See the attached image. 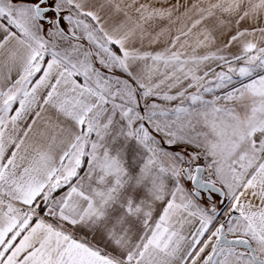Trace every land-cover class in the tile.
Wrapping results in <instances>:
<instances>
[{
    "label": "snow or ice",
    "instance_id": "6c2138e0",
    "mask_svg": "<svg viewBox=\"0 0 264 264\" xmlns=\"http://www.w3.org/2000/svg\"><path fill=\"white\" fill-rule=\"evenodd\" d=\"M0 264H264V0H0Z\"/></svg>",
    "mask_w": 264,
    "mask_h": 264
}]
</instances>
